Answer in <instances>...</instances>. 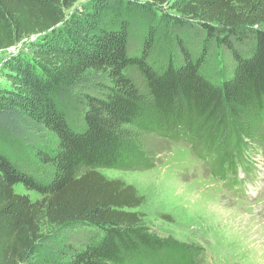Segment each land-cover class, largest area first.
Instances as JSON below:
<instances>
[{
  "label": "trees",
  "instance_id": "16d2710c",
  "mask_svg": "<svg viewBox=\"0 0 264 264\" xmlns=\"http://www.w3.org/2000/svg\"><path fill=\"white\" fill-rule=\"evenodd\" d=\"M81 1L0 0V51L32 41L6 63L0 91V264H197L194 249L143 226L133 186L98 171L145 166L124 150L126 126L167 138L175 126L205 131L196 138L214 144L202 151L215 177L264 152L244 149L264 147V0ZM161 39L165 60L153 64ZM211 44L230 61L219 83L201 72ZM29 161L52 174L41 180ZM43 222L57 233H43Z\"/></svg>",
  "mask_w": 264,
  "mask_h": 264
},
{
  "label": "rangeland",
  "instance_id": "374dc122",
  "mask_svg": "<svg viewBox=\"0 0 264 264\" xmlns=\"http://www.w3.org/2000/svg\"><path fill=\"white\" fill-rule=\"evenodd\" d=\"M88 1L82 0L81 4ZM74 12L66 11V15ZM166 13L178 16L168 10ZM31 42L24 40L0 51V91L9 84L5 81L6 63L20 52L30 53ZM167 48L166 41L159 40L150 62L164 61ZM201 72L211 81L221 82L230 72L228 54L217 44H211ZM126 74L150 101L142 75L136 69H128ZM217 127L212 126L208 131L216 133ZM123 130L127 146L124 150L130 157L143 154L145 166L130 171L101 169L98 172L133 186L144 198L145 204L138 213L150 233L185 250L194 249L197 264H264V152L244 151L247 161L238 165L235 175L229 172L215 179V167L210 163L208 150L202 151L214 149V144L210 148L202 147L196 138H202L205 131L200 135L201 129L198 134L195 130L175 126L167 138L139 127L126 126ZM229 130L231 125H224L220 140L226 141ZM49 141L53 142L48 148L55 147V141ZM248 148L264 149L258 144H248L244 149ZM16 149L22 148L16 146ZM29 162L41 180H47L52 174L51 167ZM149 164L152 167L146 166ZM236 179L242 182V189L234 195L231 192H235ZM15 191L28 195L32 201L41 199L36 193H26L22 185H17ZM42 231L48 235L57 233L46 222L42 224ZM98 235L92 232L93 240Z\"/></svg>",
  "mask_w": 264,
  "mask_h": 264
}]
</instances>
